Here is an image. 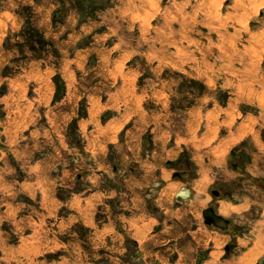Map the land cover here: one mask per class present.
I'll return each mask as SVG.
<instances>
[{
	"label": "rangeland",
	"instance_id": "1",
	"mask_svg": "<svg viewBox=\"0 0 264 264\" xmlns=\"http://www.w3.org/2000/svg\"><path fill=\"white\" fill-rule=\"evenodd\" d=\"M39 135H67L66 154ZM81 135L117 139L92 156ZM0 144V264L209 263L197 228L209 188L264 197V0H0ZM68 152L80 179L62 186L52 162ZM107 162L143 182L169 174L133 187L156 219L142 236L119 220L135 194L118 181L134 177L96 176ZM200 173L206 198L188 220L166 185ZM92 175L121 193L89 220L64 201Z\"/></svg>",
	"mask_w": 264,
	"mask_h": 264
},
{
	"label": "crops",
	"instance_id": "2",
	"mask_svg": "<svg viewBox=\"0 0 264 264\" xmlns=\"http://www.w3.org/2000/svg\"><path fill=\"white\" fill-rule=\"evenodd\" d=\"M259 15L262 16L263 13L259 12ZM254 24V23H253ZM32 136V135H31ZM127 135H123V139L126 138ZM41 137V141L44 143L48 142L47 144L51 145L54 144V151L53 154L62 155L66 148L63 147V143L68 145L67 141L65 140L67 135H39ZM84 139L87 140V147L90 146L89 151L92 150V156L95 154L99 155L100 153L103 157L106 155L107 142H114V139H117V135H81ZM232 136L234 140H239L240 135ZM58 141V142H57ZM91 144V145H90ZM1 148V144H0ZM61 149L63 151H61ZM66 154V152H64ZM74 154L68 152L67 157H63L62 159L58 160L56 163L52 162V168L57 169L58 176L61 177L62 186L68 185L70 179H80V173L78 170V157ZM171 160V159H170ZM186 165L190 166L189 162H186ZM40 167L41 165L38 164ZM106 168L100 169L97 167L96 176L102 175L104 176H123L124 182L128 176L134 177L130 180V183H122L118 181L120 187L121 184L123 186L124 192H134L135 196L130 199V201H119V203L123 206L125 203V208L127 207L130 209L128 213H122L119 215V220L127 225V228L131 229L132 226L135 228V236L140 235L142 236L144 231L149 230L156 219L153 215L149 216V219L146 217V213L143 212V204L142 199L137 197L136 191L133 189L141 187L144 184V191L146 192H153L157 188H161L164 185L163 179L168 176L167 172H162L161 179H153L151 181L143 182V179L137 178V168L132 167V165L123 166L122 164H117L115 162H107L105 165ZM142 169V168H141ZM128 170V175L123 174ZM198 172H203L202 165H199ZM229 171V170H228ZM231 171V170H230ZM140 174V173H139ZM143 175V174H142ZM170 175H174L172 171ZM203 176V177H202ZM92 179L88 181V191L81 193H74L68 200L64 202H69L72 208L75 209V213L77 216L78 212L84 213L86 219L93 220V215L95 212V208L102 200V198H107L111 196V192H119L121 193V189L115 188V186H111V184L107 185H95L91 182L95 181L93 175L91 176ZM175 178V177H173ZM233 178V177H232ZM165 180V179H164ZM194 180V181H193ZM194 183L192 184L189 180H184L179 187L176 188V184L169 183L166 185L167 188L175 189L171 196L184 206V211L188 214V220L191 219V216H194V211H192V206L196 207L197 203H200L201 199L206 198L204 190L202 188L207 182L206 177L204 174H199L198 177L194 178ZM49 183H53V180H48ZM103 182V181H101ZM146 183V184H145ZM197 183L198 188L194 185ZM243 183V180L242 182ZM133 184V185H129ZM228 186L226 185V189H218V188H209L207 191L212 197H214V204L209 203L206 204L204 207H201L200 212V222H198V230H199V237L198 241L206 243V236L212 238L211 243L212 247L209 250V255L213 257L209 260H204V262L209 261L207 264H255L258 260L254 257L258 253L260 249L263 248V239H264V197L255 196V192H253L252 185H246L250 187V189L245 188V185H233ZM182 188H188L191 192V195L186 197L176 196L177 192ZM117 191H116V190ZM216 191L217 194L213 192ZM129 192V193H130ZM262 192V190H261ZM264 192V191H263ZM264 195V194H263ZM133 196V195H132ZM57 201V200H56ZM106 200L103 202L105 203ZM221 202V203H220ZM226 204L229 209L226 213L221 212L220 205ZM111 205H115L114 203H107V206L110 207ZM212 205L216 213L228 220V226L225 229H220L214 227L213 225L206 224L203 217V210L208 206ZM231 205V207H230ZM219 208V209H218ZM235 209V210H234ZM194 210V209H193ZM233 210V211H232ZM72 214V216H76ZM195 218H197L195 216ZM149 221V222H148ZM102 230L106 229H113L112 224L110 222H106L102 225ZM197 230V229H196ZM195 230V231H196ZM258 243L255 245V242ZM191 244V243H190ZM229 245V246H228ZM228 248L226 249V247ZM252 252V253H251ZM264 253V248L259 252V259L261 258L262 254ZM214 254V255H212ZM219 254V255H218ZM252 258V259H251ZM256 258V259H255ZM255 259V260H254ZM206 264V263H204ZM264 264V262H263Z\"/></svg>",
	"mask_w": 264,
	"mask_h": 264
},
{
	"label": "water",
	"instance_id": "3",
	"mask_svg": "<svg viewBox=\"0 0 264 264\" xmlns=\"http://www.w3.org/2000/svg\"><path fill=\"white\" fill-rule=\"evenodd\" d=\"M217 194L216 191L213 192ZM191 195V192L188 188L180 189L176 196L186 197L188 198ZM203 217L206 224L213 225L214 227L225 229L228 226V220L216 213L215 208L210 205L203 210ZM229 246V245H228ZM226 247V249L228 248ZM264 262V253L262 254L261 258L255 264H263Z\"/></svg>",
	"mask_w": 264,
	"mask_h": 264
},
{
	"label": "bare ground",
	"instance_id": "4",
	"mask_svg": "<svg viewBox=\"0 0 264 264\" xmlns=\"http://www.w3.org/2000/svg\"><path fill=\"white\" fill-rule=\"evenodd\" d=\"M221 203V202H220ZM226 205V204H225ZM224 204H221L220 205V210H221V212H223V213H226L227 211H228V207L227 206H225ZM230 207H231V205H230ZM219 209V208H218ZM235 210V209H234ZM233 211V210H232ZM258 243V241H256L255 242V245ZM252 253V252H251Z\"/></svg>",
	"mask_w": 264,
	"mask_h": 264
}]
</instances>
